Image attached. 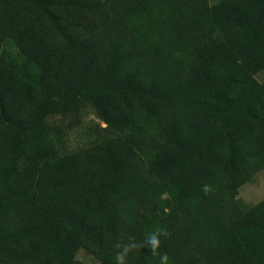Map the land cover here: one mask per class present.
I'll list each match as a JSON object with an SVG mask.
<instances>
[{"label":"trees","instance_id":"obj_1","mask_svg":"<svg viewBox=\"0 0 264 264\" xmlns=\"http://www.w3.org/2000/svg\"><path fill=\"white\" fill-rule=\"evenodd\" d=\"M263 82L264 0H0V264H115L161 226L169 264H264V203L237 197ZM87 107L113 137L63 152L47 118Z\"/></svg>","mask_w":264,"mask_h":264},{"label":"rangeland","instance_id":"obj_2","mask_svg":"<svg viewBox=\"0 0 264 264\" xmlns=\"http://www.w3.org/2000/svg\"><path fill=\"white\" fill-rule=\"evenodd\" d=\"M260 78V75H256ZM264 84V82H263ZM47 123L62 135L63 152H75L82 148L96 144L104 138H112L110 131H105V125L99 120L95 111L89 107L79 114L53 116L47 118ZM238 199L246 205L264 203V171L254 175L251 181L244 184L238 191ZM76 258L85 264L96 263L84 250L78 252Z\"/></svg>","mask_w":264,"mask_h":264},{"label":"clouds","instance_id":"obj_3","mask_svg":"<svg viewBox=\"0 0 264 264\" xmlns=\"http://www.w3.org/2000/svg\"><path fill=\"white\" fill-rule=\"evenodd\" d=\"M212 191L211 185H203L202 192L208 195ZM170 236V232L163 226L156 227L147 232L144 239L137 241L135 237L129 236L126 243L116 242L114 248L117 249L114 262L115 264H127L128 256L131 252L138 249L147 248L152 256L159 257V264H169L167 253H160L161 237Z\"/></svg>","mask_w":264,"mask_h":264}]
</instances>
